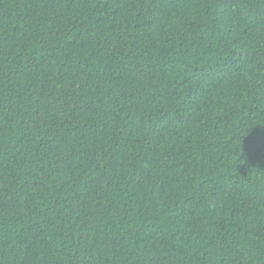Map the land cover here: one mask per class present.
Returning a JSON list of instances; mask_svg holds the SVG:
<instances>
[{"label": "trees", "instance_id": "trees-1", "mask_svg": "<svg viewBox=\"0 0 264 264\" xmlns=\"http://www.w3.org/2000/svg\"><path fill=\"white\" fill-rule=\"evenodd\" d=\"M0 264H264V0H0Z\"/></svg>", "mask_w": 264, "mask_h": 264}]
</instances>
